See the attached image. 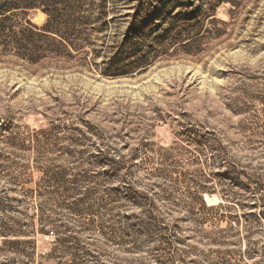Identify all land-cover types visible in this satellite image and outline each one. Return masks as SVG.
I'll return each instance as SVG.
<instances>
[{
    "label": "rangeland",
    "instance_id": "374dc122",
    "mask_svg": "<svg viewBox=\"0 0 264 264\" xmlns=\"http://www.w3.org/2000/svg\"><path fill=\"white\" fill-rule=\"evenodd\" d=\"M107 12L61 58L0 47V264H264V0ZM135 21L149 65L105 75Z\"/></svg>",
    "mask_w": 264,
    "mask_h": 264
},
{
    "label": "trees",
    "instance_id": "16d2710c",
    "mask_svg": "<svg viewBox=\"0 0 264 264\" xmlns=\"http://www.w3.org/2000/svg\"><path fill=\"white\" fill-rule=\"evenodd\" d=\"M93 4L88 0H0V47L32 64H40L51 56L61 58L68 47L86 48L91 45L88 33H102L115 19L108 20V0ZM141 11L137 14L142 15ZM31 12L43 13L47 17L45 25L39 28L27 20ZM15 18L20 20L12 24ZM190 20L189 16L187 21ZM137 29L135 21L118 54L110 63L103 62L109 66L105 75L124 76L149 65L148 58L132 47L130 36H136ZM129 54H135V59L124 64L121 56Z\"/></svg>",
    "mask_w": 264,
    "mask_h": 264
}]
</instances>
